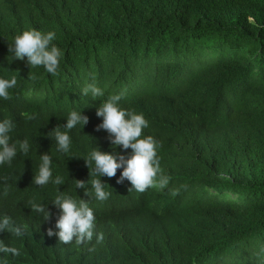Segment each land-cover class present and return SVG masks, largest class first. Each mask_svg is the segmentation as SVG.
Masks as SVG:
<instances>
[{"label": "trees", "instance_id": "1", "mask_svg": "<svg viewBox=\"0 0 264 264\" xmlns=\"http://www.w3.org/2000/svg\"><path fill=\"white\" fill-rule=\"evenodd\" d=\"M28 29L56 33L55 76L11 58L9 42ZM0 75L18 80L0 119L32 143L0 165V218L23 231H1L0 249L19 254L0 251V264H264V0H0ZM93 80L144 114L168 183L141 193L117 183L121 170L102 177L111 195L98 221L123 220L124 239L97 222L91 241L61 244L47 235L55 217L29 208L58 194L32 184L39 155L53 156L58 190L84 200L74 181L93 177L82 157L121 152L96 131L102 100L80 95ZM73 109L89 122L64 155L48 133Z\"/></svg>", "mask_w": 264, "mask_h": 264}, {"label": "clouds", "instance_id": "2", "mask_svg": "<svg viewBox=\"0 0 264 264\" xmlns=\"http://www.w3.org/2000/svg\"><path fill=\"white\" fill-rule=\"evenodd\" d=\"M55 40L56 33L53 31L41 32L28 29L12 38L9 42V52L12 59L21 61L26 59L31 69L43 68L46 73L55 76L64 54L54 43ZM32 79H35L34 75ZM17 84L15 75H0V100L10 99V90ZM80 95L93 101L102 100L96 108V116L101 119L96 131L106 132L113 149L120 148L121 152L110 154L93 147L86 156L82 157L90 169V177H93L87 182L74 181L75 191L84 190V200L60 192L58 188L65 184V179L59 174L54 175L53 156L50 153L39 155L32 184L38 187L53 184L57 187L58 194L47 208L46 203L35 201L30 202L29 208L31 213L37 214L45 221L52 216L55 217L54 228H49L47 235L57 237L61 244H70L73 241L83 244L91 241L96 235L97 222L104 228H114L122 242L126 227L123 220H116L113 224L103 219L98 221L101 219L98 214L111 195L106 191L107 184L103 183L101 178L116 177L117 171L121 170L117 183L122 184L127 181L130 184L129 191L141 193L156 184L161 187L166 185L167 178L160 175L157 155L159 145L152 136L144 135V129L149 127L144 114L121 106L125 96L123 90L105 99L104 89L93 80L81 89ZM63 119L66 123L56 126L48 133V138L55 144L57 153L69 155L73 144L70 133L77 128L82 130L89 120L87 116L82 115V110L76 109L70 110ZM15 127L12 119H0V165L10 164L19 154L28 157L32 151V143L29 139L13 140L12 133ZM129 149L130 152L127 151ZM88 197L94 199L90 202ZM1 231H9L17 237L23 234L22 228L14 226L7 216L0 218V234ZM100 239L102 236H97V241ZM0 251L19 254L14 248H4Z\"/></svg>", "mask_w": 264, "mask_h": 264}]
</instances>
